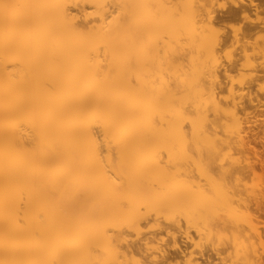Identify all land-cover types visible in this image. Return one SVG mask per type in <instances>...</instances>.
<instances>
[{"label": "bare ground", "instance_id": "1", "mask_svg": "<svg viewBox=\"0 0 264 264\" xmlns=\"http://www.w3.org/2000/svg\"><path fill=\"white\" fill-rule=\"evenodd\" d=\"M209 1L0 0V264L166 260L201 223L208 241L242 237L241 257L219 248L220 264H264L261 236L235 213L241 199L264 213V191L238 200L225 184L255 173L261 80H237L221 59L238 44L245 71L250 51L264 54L249 32L215 38ZM191 165L221 179L188 180ZM193 254L188 264H213Z\"/></svg>", "mask_w": 264, "mask_h": 264}, {"label": "rangeland", "instance_id": "2", "mask_svg": "<svg viewBox=\"0 0 264 264\" xmlns=\"http://www.w3.org/2000/svg\"><path fill=\"white\" fill-rule=\"evenodd\" d=\"M231 1H233V2H231ZM246 1H248V0H244V1L243 0H211V2L209 1L211 11L213 10L215 12V14H214V12L212 11L213 15H215L216 17L217 16L219 17V18L217 17L218 20H215L216 23H214L215 25H213V26H215V27H213L215 32L213 30H211V34L215 38L219 37L217 39L222 40V39H225L227 36L228 37L237 36L238 38H242L243 36L247 35L249 32V37H247V39L251 43H254V44L256 43L257 46L259 45L260 49H262L264 51V6L260 7L261 10L258 9V10L251 11L249 16H248V19L239 17L237 19L236 18L233 19V21L229 20L230 22L226 21V17L228 16V13H227L228 10L230 8L232 9V8L238 7L239 6L238 3L244 4ZM259 1L256 0V3L260 4ZM261 4H262V1H261ZM212 5H213V7H212ZM226 13H227V15H226ZM217 14H219V15H217ZM221 18H224L225 22ZM250 29H251V31H249ZM260 49H259V52L264 54V52ZM249 54H250V59H252L251 61L254 62V68L248 69V70L244 69L245 71L238 70V69H236L237 67L235 66L237 61L243 60L242 56H240L241 52H240V49L238 48V44L228 45L227 48L224 50V52H222V58H221L222 62L225 65H227L230 68H234L232 75L237 80H239V78L240 79L244 78L243 80H249L250 78H260V80H261V82H260L261 86L260 87H257L256 85H252V88H253V86H254V88L253 89L251 88L252 92L254 94L260 95L261 101H262V107L260 109H258V111L256 112V119H255V122L253 123V127L251 130V140L253 142L252 146L254 147L255 151L253 153H251L249 155V157H251L250 162L253 161V164L255 165V173L249 172V173H244V174H235L233 177L225 180V184L230 186V188L232 187V189L234 187V189H237L238 192H240L242 194V196H241V194L239 193V195H238V197H236V199L242 198V197L246 198V197L250 196L251 193L255 194V193H258L259 191H264V162L261 163V162L256 161V158L264 159V63L261 64V62L263 61L262 57H264V56L257 55L255 53H253L252 51H250ZM231 64H232V66L234 65V67H232ZM260 64L263 66V68ZM202 170L203 169H201L200 167L196 168L195 166L191 165L186 170V175H187L186 178L188 180H190L189 176L197 177V175H202L206 179V183H208V181L210 179L211 180L221 179V175L217 171H215L214 168H211L210 171H208V170L202 171ZM196 199H197V196H191V200L195 201ZM235 206H236L235 207L236 208L235 213L238 216L240 223H242L240 225V230H244L246 228L251 227V229L249 231L251 234H253V235L259 234L261 236V238H262L261 240H263V241H262V243L258 242L259 245H257V238H254V241H256V246H257V252H256L257 255L256 254L255 255H256V257L260 258V260L264 261V258H263L264 257V255H263L264 254V213H262L260 215L253 208L250 209V208L246 207L247 204L244 203L243 199L239 200V203ZM245 213H247L246 216H245ZM247 215H249V217ZM242 218L243 219L245 218L246 220H248V223H246ZM203 224L204 223H201V225H199V228H201L200 230L189 229L187 232L185 230V234L182 235L183 238H181L179 240V246H182V248H181L182 250L185 249L184 250L185 253H187V252L188 253L191 252L192 254L193 253L194 254L200 253L199 255H196V256H200L202 253L201 256H203V257L208 255L210 257L211 261L213 262V264H215V263L220 264V261L216 255V252H218L217 249H219V248L220 249L221 248L226 249V252H228L227 255L229 256V258H228V256H226V257L228 258V260L230 259V262H231V260H236L238 255H239L238 258L241 257V253H240L241 252V249H240L241 244H239L238 242L242 241V239H241L242 237L238 238V239H240L239 241H238V239L236 240L237 243L232 241L233 239L229 235L230 234L233 235L234 238H235V236H234V232L230 229L232 231V233H231L228 230L230 232V234H228L229 232L227 233V230H225L223 232L224 234H226L227 237L222 233L220 235H217L218 238H216L217 237L216 236L214 238L215 240L213 239L212 241H208L207 239H205L204 235L202 234L206 231V227ZM186 236L193 238V239H191V240H193V242L191 240L187 239ZM221 236H222V238H221ZM223 237H225V238L223 239ZM220 238H221V240H220ZM218 240L220 242H218ZM227 240L230 244L227 243ZM222 242H224V244ZM225 244H226V246H224ZM168 245H171V246H169V248H168L167 247ZM228 245H230V246H228ZM167 246L166 247L168 248L167 253H168L169 258L166 260L161 259L162 257L158 258V256L155 257L156 259L154 258L155 260L153 258H148V260H147V258L143 259V258L137 257L136 259H130V260L127 259L129 261L124 260V259L122 260V258H121V261H120V258H119L118 259L119 262L117 261L115 263H105V262H101L98 259H96L94 262L88 263V264H188V259L185 256V253H180L178 251H174V248H173V245L171 242L167 243ZM238 246H239V249H238ZM169 249L170 250L173 249V250L170 251ZM175 250H176V248H175ZM149 259H151V260H149ZM238 263L240 264L241 262L238 261Z\"/></svg>", "mask_w": 264, "mask_h": 264}]
</instances>
